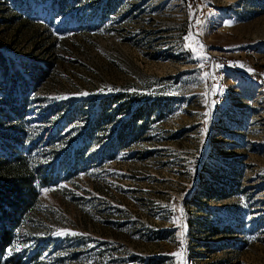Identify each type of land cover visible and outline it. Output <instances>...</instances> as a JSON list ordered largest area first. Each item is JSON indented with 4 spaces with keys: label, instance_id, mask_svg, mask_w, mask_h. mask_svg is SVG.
I'll return each instance as SVG.
<instances>
[{
    "label": "rangeland",
    "instance_id": "obj_1",
    "mask_svg": "<svg viewBox=\"0 0 264 264\" xmlns=\"http://www.w3.org/2000/svg\"><path fill=\"white\" fill-rule=\"evenodd\" d=\"M56 2L0 0V151L49 176L5 258L264 264V0Z\"/></svg>",
    "mask_w": 264,
    "mask_h": 264
},
{
    "label": "trees",
    "instance_id": "obj_2",
    "mask_svg": "<svg viewBox=\"0 0 264 264\" xmlns=\"http://www.w3.org/2000/svg\"><path fill=\"white\" fill-rule=\"evenodd\" d=\"M64 3L65 0H57L58 11L64 7ZM27 104L28 102L23 97L21 103L12 107V114L7 111V108L1 107L0 109L3 113L5 112L7 120L13 118L17 120L12 131L17 133L14 139L17 143L23 142V136H25L24 133L16 130H21L22 125L19 122H22ZM15 150L10 147L9 153L0 151V264L8 262V264H22L19 257L5 258L6 251L11 247L15 233L29 222L31 211L38 203L39 187L49 180L48 174L42 168L27 161L20 149ZM72 156L73 163L76 164L79 156L74 154ZM36 254L40 253L37 252ZM33 257L34 255H32Z\"/></svg>",
    "mask_w": 264,
    "mask_h": 264
},
{
    "label": "snow or ice",
    "instance_id": "obj_3",
    "mask_svg": "<svg viewBox=\"0 0 264 264\" xmlns=\"http://www.w3.org/2000/svg\"><path fill=\"white\" fill-rule=\"evenodd\" d=\"M187 39V38H186ZM201 48L203 47L202 45L200 46ZM193 51H196V49H192ZM45 192L46 191H48V189H45L44 190ZM61 234H63V233H61ZM73 235H76V233H73ZM17 250H19V249H17ZM173 255H181L180 253H175V254H173Z\"/></svg>",
    "mask_w": 264,
    "mask_h": 264
}]
</instances>
